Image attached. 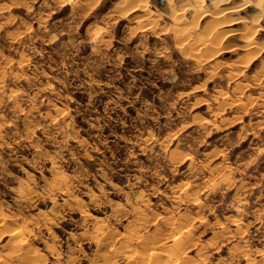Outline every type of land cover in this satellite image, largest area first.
I'll list each match as a JSON object with an SVG mask.
<instances>
[{"label":"rangeland","instance_id":"374dc122","mask_svg":"<svg viewBox=\"0 0 264 264\" xmlns=\"http://www.w3.org/2000/svg\"><path fill=\"white\" fill-rule=\"evenodd\" d=\"M119 1L0 0V264H264V48Z\"/></svg>","mask_w":264,"mask_h":264},{"label":"bare ground","instance_id":"6f19581e","mask_svg":"<svg viewBox=\"0 0 264 264\" xmlns=\"http://www.w3.org/2000/svg\"><path fill=\"white\" fill-rule=\"evenodd\" d=\"M96 1L97 0H82L81 3L76 2L74 4H70L71 3L70 2L69 6L70 7L71 6H78L80 8L82 6L83 7L87 6L89 3L91 4V3H94ZM162 1H163L164 5L170 9L171 20H174L175 22H177V24L182 23V20L184 19L185 14H189V16H191L190 19H192L191 20L192 24H194L193 28H196L197 24L199 22H201L204 18H208L207 23L205 22L206 23L205 27H207V28L209 27L210 29L208 28L207 33L204 31L206 34L205 33H203V34L206 36H204V35L202 36V37H204V40L202 42L199 39L201 44L205 43L209 47L215 46L218 44L220 45V43H218V42H221V41H218V39L220 38V37L218 38L219 35L220 36L223 35V37H224V35H226L228 37H232V38L236 37V38H238L244 42V46H243L244 49H246V48L251 49V48L257 47V50H255L251 54L249 53L250 55H252L251 56L252 59H254L256 57V55L258 53H260V51L264 48V43L258 44V43H256V41L254 39L255 33L257 31L261 30L259 24H260L262 18L264 17V8L261 9L260 4L264 2L263 0H253V1H251V0H193L191 4L182 5L178 9H175V7H174L175 0H162ZM205 3L208 4V6H209L208 8L205 7ZM228 5H233V6L229 7ZM117 7L121 11L125 8H127V10H139V11L143 10L144 11V10H147L148 0H120L118 5L116 6V9H117ZM128 14H129V12H128ZM240 14H246L247 19H245L243 17H239ZM234 16H237V17H234ZM191 21H189V22H191ZM230 27L231 28L232 27H236V28L241 27V30L228 29ZM218 29H221L223 31L222 32L220 31V33H219ZM173 31H174V29H173ZM183 36H184V34H183ZM197 37H199V36H197ZM220 40H222V39H220ZM195 43L197 44L196 41H195ZM198 44H199V42H198ZM201 44H200V46H201ZM222 51L223 52L228 51L227 47L226 48L221 47V49H219V52H222ZM247 56H248V54H247ZM250 59L247 58V61ZM238 62L240 63L241 61H238ZM10 234L11 235H9V238H16L18 240V238L21 237L22 233H21L20 229H17V230L14 229V230H12V232ZM130 237H132V236H130ZM9 240L11 241V239H9ZM12 241H13V239H12ZM25 244H26L25 241H23L21 243V245H25ZM208 244H209V242H208ZM19 246H20V244H19ZM145 249H146V246H145ZM168 250H170V249H168ZM179 250H181V249H179ZM151 251H150V254L148 252L149 255H151ZM171 251H174L175 254H176V252H178V250L177 251L171 250ZM163 252H165V251H162L160 256L158 253L153 252L152 256H153L154 262L153 261L151 263L148 262V264H176L177 263V262H175L176 259L174 257L173 258L175 260H172L169 257L170 255H167L166 252H165V254H163ZM182 252H184V251H182ZM145 253L143 255H145ZM126 254H128V253H126ZM133 257H135V256H133ZM139 257H141V256H139ZM144 258H145V256H144ZM154 258H156V259H154ZM160 258H161V260L159 261ZM162 258H163V260H162ZM136 259H138V258H136ZM130 261H131V263L136 264V262H134L133 259H131ZM142 261L144 262L145 260H142ZM176 261H178V260H176Z\"/></svg>","mask_w":264,"mask_h":264},{"label":"crops","instance_id":"0c3cea01","mask_svg":"<svg viewBox=\"0 0 264 264\" xmlns=\"http://www.w3.org/2000/svg\"><path fill=\"white\" fill-rule=\"evenodd\" d=\"M160 4H163V1L162 0H160Z\"/></svg>","mask_w":264,"mask_h":264}]
</instances>
